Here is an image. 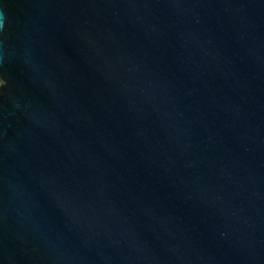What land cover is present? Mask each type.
Listing matches in <instances>:
<instances>
[{
	"label": "water",
	"instance_id": "obj_1",
	"mask_svg": "<svg viewBox=\"0 0 264 264\" xmlns=\"http://www.w3.org/2000/svg\"><path fill=\"white\" fill-rule=\"evenodd\" d=\"M0 264H264V0H0Z\"/></svg>",
	"mask_w": 264,
	"mask_h": 264
}]
</instances>
